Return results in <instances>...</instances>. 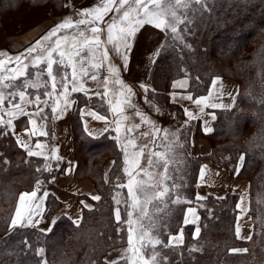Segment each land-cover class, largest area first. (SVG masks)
I'll return each instance as SVG.
<instances>
[{"label":"trees","instance_id":"obj_1","mask_svg":"<svg viewBox=\"0 0 264 264\" xmlns=\"http://www.w3.org/2000/svg\"><path fill=\"white\" fill-rule=\"evenodd\" d=\"M27 1L44 2L46 11L51 9L50 0H4V12L17 9ZM53 1V6H58L59 0ZM187 10L185 23L180 25L183 31L187 25L191 46H173L170 38L154 63L151 78L155 86L159 82L164 88L173 80L187 76L188 90L194 96L206 94L217 75L238 83L236 104L216 111L213 131L206 135L211 152L195 158L196 174L202 160L209 157L218 166L227 168L231 176L249 181L253 232L248 240H240L236 235L238 193L228 190L222 197L209 194L198 200L195 190L190 201L173 210L169 227L162 230L170 235L169 232L183 229L184 241L167 248L157 245L155 251L159 253L158 260L166 258L160 264H264V103H261L264 101V0H206L204 5L190 4ZM21 21L17 20V25ZM6 32L9 31L5 27L2 33ZM228 58L234 62H228ZM25 78L29 75L14 83L19 87ZM72 112L75 175L90 178L100 199L94 200L91 207L83 208L79 224L63 214L49 232L32 226L15 227L0 237V264H108L104 258L107 251L128 241L125 220L115 219L114 197L121 164L116 154L122 153L115 131L109 130L100 137L90 136L84 129L79 107ZM41 116L47 123V135L43 139L51 146L56 118L49 107ZM27 153L17 144L10 128L0 125V233L9 227L19 194L37 190V185V191L43 190L68 165L62 158ZM241 156L244 160L237 169ZM110 157L114 165L106 177L104 164ZM60 204L56 195L49 193L44 217H49ZM190 205L197 206L200 216L198 235L193 234V225L183 223L185 210ZM162 244L170 243L163 239ZM240 245H245L248 251H231Z\"/></svg>","mask_w":264,"mask_h":264},{"label":"crops","instance_id":"obj_2","mask_svg":"<svg viewBox=\"0 0 264 264\" xmlns=\"http://www.w3.org/2000/svg\"><path fill=\"white\" fill-rule=\"evenodd\" d=\"M99 3L100 0L91 1L87 4H84V0H68L67 9L64 13L63 18H57L51 23L41 22L33 27L28 28L22 33L8 35L6 38L3 39L5 40L4 43L0 42V51L6 52L8 56L15 57L19 53L24 52L26 48L34 44L52 27L60 23L65 17L70 16L73 21L82 18L91 19V17H81L79 15V12L81 9L92 7L98 5ZM111 16L112 13H109L108 16L104 17V22H100L98 24L99 28L102 29V31L98 35L100 39L105 42L104 47L107 48L109 54L108 60L103 62L104 66L101 67L99 70H95L96 74L98 75V80L93 81L89 79L88 76H82L80 77V81L77 82L76 86H79V84L82 82L86 91H71L72 83L69 81L72 70L66 62V66L64 68H57L56 65L53 66V75L56 76L55 90H53L51 78L48 77L47 83L49 84V86L45 87L43 91L39 89L40 85H37V87L25 88L23 89L25 91V100L21 101L20 99H17L16 101H14L15 103L22 104L25 112L29 113V115H17L16 117L12 118L13 123L9 128L17 144L20 146V144L18 143L19 138V140L28 144L29 147L28 149H26L27 152L29 150L33 152H40L41 155L38 156L50 157L52 159H55L53 158V151L55 150V156L65 159L68 162L65 171L63 173H60L59 175H56L55 179H53L43 190H33L37 191V195L35 198H33L31 202L32 210L35 213L34 215H32L33 223L32 225H30L32 227H42L41 222L44 219L46 200L48 196H44L45 192H47L48 194H55L56 197L60 200L61 205L56 209V212H59L58 216L64 214L71 218L73 221H80L84 205H88L89 207H91L94 201L93 199H91V197L99 196V193L90 178H78L75 175L77 163L76 156L72 148V111L76 107H79L80 117L82 119L84 129L90 136L100 137L109 130L116 131V121L118 120V117L116 118V116L119 115L120 118L124 119V122L128 120L124 117L125 115H128L127 107H129V103L123 102L124 97L120 96L119 93L123 91L127 95L128 85L130 87H133V84H142L144 86H147L149 82L148 71L150 70V67L152 66V63L158 51V45L157 43H154L155 38L153 36L158 35V30L150 27L149 25H147L148 27L146 28H141L138 33L146 31V35L153 36L147 37V40H143L141 43H138L136 41V38L134 39V35L130 41L132 45L131 49L127 50L121 47V54H118L114 51V44L107 43V22L110 21ZM147 29L153 30L150 31ZM80 31H83L85 33V36L88 38H91L93 35L90 31V26L79 25L78 27L73 29H62L56 37H53L50 41H42V43L46 46H50L55 41V39L64 35L75 36L77 39H81L79 37ZM96 51L97 59H90V63L85 65L90 69V74L92 73V71H94L91 70L90 64L99 62L100 50ZM87 52L88 50L85 49V53ZM122 54H127L128 56V62L127 67H125V71L121 70V68L125 66ZM54 58H58L56 57V54H54ZM4 60L5 64L0 68V76L8 73L11 69L12 71L9 73V75H7V77L17 76V70L23 69L24 63H27L29 65L33 63L32 56H29L28 59L24 60L21 64H17L15 61L9 63L7 58ZM109 65L118 68V78L123 81V86L114 83L117 77L109 73ZM41 69L44 70L42 75H47L46 64H41L38 67L30 66L27 69H23V71L25 72V76L29 75V78L25 79L29 80L30 82L33 81V73L35 71H40ZM138 71L147 72V74L142 75ZM101 72H104L106 75L105 77H108L109 83L106 87L103 86V78L105 77H103L102 79L99 77V74ZM64 73H67L69 76V81H66L69 85L66 93H64V88L60 82L61 75H63ZM23 77L24 76L19 77L20 80ZM216 79L222 81L223 88H221L220 83H217L215 86H213V80ZM213 80L211 82L209 91L206 94L200 96H194L193 93L188 90L189 79L187 77H180L175 79L172 82L171 90L168 92L170 104H176L178 107L182 108L183 111L184 109H188V111H190L194 117H198L190 119L184 111L185 120L191 125L190 139L191 154L193 156H205L211 152V145L204 136L210 134L213 131V121L216 118V111L219 109L232 108L236 104L239 89L238 83L234 79L227 78L224 76H215ZM181 81H186L184 87H174V85L178 84ZM23 82H21V85L23 84ZM20 90V87L3 89L5 95H7L9 91H14L18 93ZM97 92H100L101 95H96L95 93ZM46 93H51V96L47 95ZM189 95L192 96V100L182 99V97H186ZM36 96L40 97V102L38 105L27 102L28 100H34ZM201 97H209V99H207L205 104H201L198 106L193 101ZM118 100L121 101L120 107L124 110L122 113H114L112 111V107L116 105ZM109 101H111V103H109ZM66 102L67 107L65 106ZM213 103L222 104L225 107L212 108L210 107V105ZM2 107L5 111L3 119L7 120L10 117H8L6 113L7 110L11 108V104L5 103V105H3ZM38 107L43 108V111L48 107L51 109V111L53 107L57 108V111L55 113L52 112V114L56 118V122L54 143L51 146H49L47 141L43 139L46 135H41L42 132L47 133L46 121L42 118L41 114L31 115L32 113L37 112ZM201 107L204 108L203 113L200 112ZM92 113H95L99 116H104L106 119H96L94 118ZM213 117L215 118L213 119ZM32 120L36 121L35 125L31 122ZM124 124L126 125L127 123ZM106 128L107 131H105ZM205 128H211L212 131L205 132ZM116 133L118 137L122 136V133L120 135L117 131ZM37 144L41 145V147L37 148ZM205 165L207 167L204 170L203 178H201V168ZM105 171H109V162L108 164H106ZM196 186V198L198 195L200 197L205 198L209 194L222 197L226 194L228 190H232L238 193V213L236 218V230L237 227H239L240 232L239 237H237L240 240H248V237H251L253 232V225L249 213L248 180L231 176L226 168H222L216 165L211 159L206 158L202 161L200 165ZM31 192L32 191H24L22 193ZM188 208L194 207L188 206L186 208L184 213V219L185 215H187L189 220H195V223H188L186 225H193L194 234L196 235V228L198 227L200 216L198 215L196 208H194L196 211V215L195 217H193L191 214L187 213ZM27 215L28 214L26 212L23 217L25 224H27ZM180 232L181 230L173 234L171 237L179 235ZM171 237L170 243L172 244L178 245L183 242V238L182 242H177L175 240H171ZM126 248H128V243L121 247L112 249L106 256L107 260L112 261L118 258L121 255L122 251Z\"/></svg>","mask_w":264,"mask_h":264},{"label":"snow or ice","instance_id":"obj_3","mask_svg":"<svg viewBox=\"0 0 264 264\" xmlns=\"http://www.w3.org/2000/svg\"><path fill=\"white\" fill-rule=\"evenodd\" d=\"M192 3H199L201 5L206 4V0H100V3L98 5L88 7L81 9L79 12V15L81 17H91V19L82 18L73 21V19L68 16L65 17L60 23L56 24L54 27H52L45 35H43L39 40H37L34 44H32L30 47L26 48L24 52L19 53L15 57L8 56V54L4 51H0V57H8V62L11 63L15 61L17 64L23 63L24 60L28 59L29 56H32L33 63L31 65L24 63L23 69H27L28 67H38L41 64H46V72L47 76L51 78L52 80V87L53 90L56 88V76L53 75V66L56 65L57 68H64L67 65L71 67V77L69 81V76L67 73H64L61 75V84L64 88V93L68 90V83L66 81H69L72 83L71 91L77 92V91H86V89L83 86V83L81 82L79 86L77 85V82L80 81V77L82 76H88L89 79L96 81L98 80V75L96 74L95 70H99L101 67H103V62L108 60L109 54L107 51V48L104 47V41H102L99 37V33L102 31L101 28H99L98 24L100 22H104V17L108 16L109 13H112V16L110 18V21L107 22V43H113L114 44V51L118 54H121V47L124 49L130 50L132 45L130 43L132 37L145 25H150L155 27L156 29L163 30L165 32H171L173 34H178L179 28L178 25L184 24L185 19L183 18L184 14L182 13V9L189 7ZM79 25H85L90 26V31L93 34L91 38H88L85 36V33L83 31L79 32V37L81 39H77L75 36L70 35H64L62 37H58L55 39V41L50 45L46 46L42 43V41H50L53 37H56L57 34L62 29H73L78 27ZM115 33V35H114ZM176 38H180L178 35ZM63 42V43H62ZM63 49V50H62ZM85 49L88 50L87 53H85ZM39 50V52H38ZM100 50V56H99V62L97 63H91L90 68L92 73L90 74V69L86 67V64L90 63V59L95 60L97 59V51ZM43 53V54H40ZM35 54V55H33ZM54 54H56V57L54 58ZM90 54V56H89ZM122 58L125 63V67H127L128 62V56L127 54H122ZM5 64L4 59H0V66H3ZM23 69L17 70V76L13 77H5L0 76V125H3L5 127H10L13 123L12 118L16 117L17 115H29V113L25 112L24 107L20 103H15L14 100L18 96L21 101L25 100V91L23 89L28 87H37L36 83H31L29 80L25 79L22 85H19L21 90L17 93L14 91H9L7 95H5L3 89L5 88H15L18 87L14 81L17 80L21 76H25V72ZM44 70L41 69V72ZM108 71L111 75L117 77L115 79L114 83L118 85L123 86V81L120 80L119 77V70L115 66L109 65ZM39 76L40 73H37ZM109 83L108 77L104 78L103 86L106 87ZM217 83H220L221 88H223L222 81L216 79L213 80V86H215ZM186 84V81H181L178 84L174 85V87H184ZM143 88L144 86L141 85ZM148 89L145 88V91ZM127 93L131 94V88H127ZM47 95L51 96V93H46ZM63 94V93H62ZM96 95H101L100 92L95 93ZM106 94V93H105ZM222 94V93H221ZM120 96L124 97L125 103L130 104V100L128 99V95L125 94V92L121 91L119 93ZM211 95V94H210ZM231 95V94H230ZM182 99L192 100V96H186L182 97ZM207 99L209 97H201L199 99H196L193 101L196 105L205 104ZM11 104V108L7 110V116L10 117L9 119L5 120L3 119L5 115V111L3 109V105L5 103ZM28 103H34L36 105L40 102V97L36 96L34 100H28ZM111 103V101H109ZM261 103H264V101H261ZM121 101H117L116 105L112 107V111L115 112H123V108L120 107ZM67 107V102L66 105ZM212 108H219V107H225L222 104H216L213 103L210 105ZM159 111V108L156 109ZM57 111L56 107L52 108V112L55 113ZM186 115L192 119V118H198L194 117L193 114L188 111V109H184ZM204 108H200V112L203 113ZM43 112V108H37L36 113H32L31 115H40ZM94 118L99 120H105L106 118L104 116H99L95 113H92ZM137 116L141 115L139 112L136 113ZM127 119V116L124 117ZM215 117H213L214 119ZM34 125L36 124L35 120L31 121ZM117 128L116 131H120V122L116 121ZM133 128H139V125H133L127 128L128 132H131ZM205 132H211V128H205ZM107 131V128L105 129ZM156 131H159L157 129ZM165 131V139L168 138L167 130ZM41 135H47V133L42 132ZM144 135H147V133H144ZM175 135V134H173ZM129 143H133L131 140L128 141ZM18 143L21 147L28 149V144L24 143L23 141L19 140ZM175 142H170L168 145H166V151L164 153L160 152H152L149 155L148 159V165L151 167L153 165V157H157L158 161L163 160L164 166H165V172L160 176V182L162 184L167 183V181L170 179V177L167 175V168L170 163L174 162V157L170 160L168 159V153H171L173 151V145ZM179 147H182V145H176ZM37 148L41 147V145L37 144ZM144 147H147L145 145ZM29 156H38L41 155L40 152H33L31 150L27 153ZM137 157L143 156V149H141L140 152L135 154ZM53 158L55 159H61L58 156H55V150L53 151ZM240 160H244V156L240 157ZM157 161V162H158ZM125 163L128 164L129 161L127 159V152L125 151ZM136 163L138 166V161L133 162ZM47 170L51 171L50 167L47 165L45 166ZM206 165L202 166L201 168V178L204 176V170L206 169ZM125 173L129 177H131L126 185H120V187H126L128 190V195L132 198V205L133 208H140V211L143 215H147V212L145 210L146 205L151 204L153 200H160L163 198L168 192L169 189L167 187L163 188L162 191H154L152 193H149L147 189L149 188H155L156 185L149 183L152 179V173L148 172L147 170H142L144 175L148 178V180H136L133 176L132 171L129 170V167H125L124 169ZM238 174V171H237ZM55 179V177H53ZM173 187H178V185H173ZM39 188V185H37V190ZM140 194L143 196V200L140 199ZM37 195V191H32L31 193H21L18 198V204L15 208V214L11 218L10 221V228H15L17 226L24 227V226H30L32 225V215H34V211L32 210L31 202L33 198H35ZM48 195L47 192L44 193V196L46 197ZM27 198V202H26ZM91 199L93 200H99V196H92ZM197 199H204V197L197 196ZM185 201H181L179 197H177L175 200L172 201V203L179 204ZM117 204L120 203V201H116ZM84 207H89L88 205H84ZM158 211H162L161 209H157ZM27 212V224L24 223V213ZM187 213L191 214L193 217L196 215V211L194 208H188ZM129 220L127 223L131 225L132 223V212L127 213ZM57 218H53L52 224L48 229L42 230V231H51L52 228L55 226ZM115 219L120 222V210L117 208L115 211ZM79 220L74 221V223L79 224ZM38 223V221H37ZM184 224L188 223H195V220H189L188 216L185 215V219L183 221ZM155 229V221L149 220V229L145 230L143 224L140 226V236L139 240L141 241L140 247H136L133 244L132 239V228L129 226L128 232V248L124 249L121 253V255L112 260L109 261L108 264H121V261H125L126 264H160V261L166 259L164 257H160L158 260L159 253L155 251V248L157 245H162L163 247L167 248L170 247L171 244H162V241L158 238L153 240V231ZM199 227L196 228V234H199ZM237 236L239 237L240 229L237 227ZM147 238L148 243L145 244L144 241ZM183 238V232L181 230L179 235H176L174 237H171V240H175L177 242H182ZM248 239H251V237H248ZM151 246V255L145 256L144 249L148 246ZM40 253H43V249L39 250ZM233 253H239V252H247V249H232ZM46 264V262H45Z\"/></svg>","mask_w":264,"mask_h":264},{"label":"rangeland","instance_id":"obj_4","mask_svg":"<svg viewBox=\"0 0 264 264\" xmlns=\"http://www.w3.org/2000/svg\"><path fill=\"white\" fill-rule=\"evenodd\" d=\"M2 1L4 0H0V40H1L0 42L1 43L5 42V40L3 39L6 38L8 35L22 33L26 31L28 28L33 27L41 22L51 23L53 20H56L57 18H60V17L63 18L64 13L67 9V4H68V0H59L58 6L57 5L53 6L52 2L54 1L50 0L49 5L51 6V9L46 11L47 9L46 3L37 2V3L32 4L30 1H27V2H24V4H22L17 9L6 10V12H4V9H3L4 5H2L3 4ZM91 1H95V0H84V4L90 3ZM181 11L184 14L183 18L186 19L189 11L187 10V8H184ZM17 20H22L21 21L22 24L17 25ZM5 27L9 32L2 33ZM21 27L23 28V31L19 30ZM144 27L146 28L148 26L145 25ZM150 27L156 29L153 26H150ZM178 28H179L178 34H173L170 31L165 32L163 30L156 29L158 30V35L157 36L150 35L155 38L154 43L155 44L157 43L158 51L156 53L152 66L150 67V70L148 71L149 72L148 74L149 82L148 84L146 83L147 86L143 85L144 86L143 88L141 87L142 84L140 85L133 84V87L131 86L132 88L128 85V87L131 88V94H127L128 99L130 100L129 107H127L128 115H125L127 116L128 120L124 122V119L120 118L119 115L116 116V118L118 117L117 121L120 122V131L118 133L119 135L122 133L121 134L122 136L118 137L115 131V137H116V142L118 146L122 149V153L116 154L117 156L116 158H121V164L119 167L120 177L116 182L117 183L116 192H115V197H114L115 211L118 208L120 210V217L121 219L123 218L125 220L127 224V228L131 226L132 239L136 247H140V244H141V241L138 239L140 236V226L141 224H143L145 230H148L150 219L152 221H155V229L153 231V240L158 238L159 240L162 241L164 239V241H167V243H170V237L173 234L177 233L180 230L183 231V229H179L175 233L169 232L170 235L162 232V230L167 229V227H169L170 222H171V217L173 216V213H174L173 210L178 209L180 205L184 203L182 202L179 204H175V203H172V201L175 200L177 197H179L181 201H185V202L190 201L191 200L190 197L194 195L195 190L197 191L196 183H197L198 176L196 172H197L198 162L195 160V158L198 156H193L191 154V139H190L191 125L185 120V113L183 109L178 107L176 104L169 103V97L166 91L167 89L171 90L172 83L168 87L165 86L164 88H162V86L164 85L163 83L157 82V86H155L153 78H151V76L153 75L154 69H155L154 63L156 59L159 57L165 42L167 43L171 38L173 40V46H182V47L187 46V45L189 47L191 46L187 39V35L189 34V32H186L187 25H185L184 31L182 30L181 25H178ZM16 30H17V33H16ZM147 30H150V29H147ZM152 30L153 29H151L150 31ZM177 35L180 38H176ZM150 36L146 35V31H143L142 33L137 32L134 36V39L136 38V41L138 43H141L143 40L144 41L147 40V37H150ZM248 48L250 49L251 47L248 46ZM6 58L8 60V57H0V59H6ZM227 61L234 62V59L228 58ZM1 67L2 66H0V68ZM121 70L125 71L126 70L125 66L121 68ZM11 71L12 70L10 69L8 73L2 76L7 77V75H9ZM37 73H40V75L38 76ZM42 73L43 72H41V70L35 71L33 73L34 79L33 81H31V83H36L37 85H40L39 89L41 91H43L45 87L49 86V84L47 83L48 76L42 75ZM139 73L142 75L147 74V72H143V71ZM217 76H221V75H217ZM99 77L102 79L100 74H99ZM182 77H187V76H182ZM145 88H147L148 90L145 91ZM157 108H159V111L156 110ZM137 112H139L141 115L137 116L136 115ZM124 123H127V124L125 125ZM133 125H139V128H133L131 132H128L127 128ZM157 129H159V131H156ZM164 130H167V133H168L167 139L164 138L165 137ZM144 133H147V135H144ZM204 137L210 143V140L206 136ZM129 140H131L133 143H129L128 142ZM173 141L175 142V144L173 145V151L171 153H168V157H167L170 160L174 157V162L170 163L167 168V175L170 177V179L167 181V183L162 184L160 182V176L164 174L165 172L164 162L163 160L158 161L157 157H153V161H154L153 165L149 167L148 165L149 155L152 152L164 153L166 151V145H168L170 142H173ZM145 145H147V147H144ZM176 145H182V147H179ZM141 149H143V156L137 157L135 154L140 152ZM125 151L127 152V159L129 161L128 164L125 163ZM208 155H205V156H208ZM206 158L210 159L209 157H205L204 159ZM136 161H138V166L136 165V163H133ZM108 162H109V171H110V169L114 165V159L110 157L109 159L106 160L104 164V175H106V173L108 174L109 172V171L107 172L105 171V167H106V164H108ZM241 165H242V161L240 160L238 162L237 169H240ZM125 167H129V170L132 171L133 176L135 177L136 180H148V178L144 175L142 170H147L148 172L152 173V179L148 182L156 185V187L154 189L153 188L147 189L149 193H152L154 191H162L163 188L165 187L169 189V192L163 198H161L160 200H153L151 204L144 206L147 212L146 216L141 213L139 207L137 208L131 207L132 198L128 195L127 188L120 187V185H126L129 179L131 178L127 175V173H125L124 171ZM222 168H225V167H222ZM240 179H243V178H240ZM173 185H178V187L174 188ZM137 195H140V194L138 193ZM140 199L143 200L142 195H140ZM117 200L120 201L119 204L116 203ZM17 204H18V199L16 201V206ZM190 206H193L194 208H196L198 212L196 205H190ZM157 209H161L162 211H158ZM128 212L133 213L131 225L127 223V221L129 220V217L127 215ZM58 213L59 212H56L55 210L49 217L47 218L44 217V219L41 222L42 227H36V228L39 230L48 229L50 225L52 224L53 218L54 217L59 218L61 216V215L58 216ZM14 214H15V209H14V213L12 217L14 216ZM198 227L200 229V224H198ZM13 229L14 228L8 227L6 232L0 233V237L8 234ZM45 232H49V231H45ZM165 235H168V237L166 236V238H164ZM183 235H184V231H183ZM128 236H129V232H128ZM184 239H185V236L183 237V241ZM144 243L145 244L148 243L147 238L145 239ZM170 244L175 245L172 243ZM121 246L113 247L107 251V253L104 255L106 262H109L106 258L107 254L112 249L118 248ZM148 248H151V246L149 245L147 248L144 249L145 256H150L152 254L150 251H148ZM246 248L247 247L245 245H240L232 249H242L243 250ZM239 253H244V252H239Z\"/></svg>","mask_w":264,"mask_h":264},{"label":"built area","instance_id":"obj_5","mask_svg":"<svg viewBox=\"0 0 264 264\" xmlns=\"http://www.w3.org/2000/svg\"><path fill=\"white\" fill-rule=\"evenodd\" d=\"M100 76L103 78L105 75H104V73L101 72V73H100Z\"/></svg>","mask_w":264,"mask_h":264}]
</instances>
